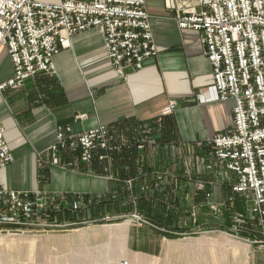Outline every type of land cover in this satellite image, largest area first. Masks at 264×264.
I'll return each instance as SVG.
<instances>
[{"label": "built area", "instance_id": "1", "mask_svg": "<svg viewBox=\"0 0 264 264\" xmlns=\"http://www.w3.org/2000/svg\"><path fill=\"white\" fill-rule=\"evenodd\" d=\"M177 9L179 27L201 33L212 66L213 84L198 94V102H234L231 127L211 141L215 160L221 173L231 177L233 194L248 203L253 220L264 226V0H200L199 10ZM89 29L101 33L108 58L123 79L158 55L145 0H0V50L7 49L14 71L0 91L52 74L54 58L70 47L74 35ZM175 109L173 102L163 116ZM69 131L57 130L50 148L54 166H61L65 151L78 153L80 162L90 165L97 158L107 160L105 153L116 149L106 126L77 136H67ZM13 162L0 125V170ZM64 200L60 194L11 190L0 179V232L14 235L47 226L53 214L61 213ZM70 208L78 210L79 202Z\"/></svg>", "mask_w": 264, "mask_h": 264}, {"label": "crops", "instance_id": "2", "mask_svg": "<svg viewBox=\"0 0 264 264\" xmlns=\"http://www.w3.org/2000/svg\"><path fill=\"white\" fill-rule=\"evenodd\" d=\"M145 1L158 55L146 60L143 70L123 79L108 58L101 33L89 29L74 35L70 47L54 58L52 74L42 73L22 88L0 91V125L14 157L12 164L0 170L8 189L95 196L112 189L109 179L78 171V153L62 152V166L52 164L50 148L58 128L71 129L67 136L102 125L110 132L119 128L121 137L112 149L116 151L130 141L126 134L134 124L138 153L144 156L145 151L165 148L176 156L178 139L191 147L194 141L211 140L231 127L232 100L198 102V94L213 84L212 66L201 33L181 29L177 22V8L199 10L200 0ZM13 73L7 49L2 48L0 86ZM173 102V114L163 116ZM108 157L104 164L113 160Z\"/></svg>", "mask_w": 264, "mask_h": 264}, {"label": "rangeland", "instance_id": "3", "mask_svg": "<svg viewBox=\"0 0 264 264\" xmlns=\"http://www.w3.org/2000/svg\"><path fill=\"white\" fill-rule=\"evenodd\" d=\"M211 141L185 147L178 139L183 146L177 144L176 156L165 148L145 157L137 152V179L125 183L115 176L114 156L95 168L80 162L79 172L109 179L112 189L99 196L61 194V213L47 226L0 232L11 242L0 246V264H264V226L253 220L246 201L236 202L232 179L221 173ZM174 184L182 188L167 199L178 198L180 205L172 208V224L161 223L157 201ZM122 188L131 195L124 205L128 211L99 214L96 207L115 200ZM141 199L155 201L153 219L146 218L150 209H139ZM76 201L79 208L73 211L70 204ZM229 208L233 212L227 215ZM125 235L126 251L120 243Z\"/></svg>", "mask_w": 264, "mask_h": 264}, {"label": "trees", "instance_id": "4", "mask_svg": "<svg viewBox=\"0 0 264 264\" xmlns=\"http://www.w3.org/2000/svg\"><path fill=\"white\" fill-rule=\"evenodd\" d=\"M136 125L134 126V124H132L130 126V129L128 131V133L126 134L127 137L130 139L129 142H127L125 144V146H121L118 150H116V152H112L111 156H114L115 158V176L120 180V182H126L127 180H136L137 179V171H138V164H134V157L136 156L137 151V144H136ZM120 130L119 128H115L114 130L111 131V136L112 139L114 141V139H116V141H119L120 139ZM115 141V142H116ZM115 151V150H113ZM114 153V154H113ZM148 154L147 151H145V155ZM143 156V154H141ZM144 155V157H145ZM103 162L100 161H96L95 164H92L91 166L93 168L97 167L98 164H101ZM182 180H185V178H181ZM183 183V181H182ZM182 186H179L177 184V186L171 185L168 186L167 188H165V195L163 198H160L159 201H157V203L159 202V208L161 211V218L159 217V220L157 219V221L161 222V223H165V224H172V220H173V216H174V212L171 211H175L172 210V208H176L179 207L180 205V201L178 198H173V199H167V197H171V195L173 194L172 191H175V189H177V191H179V189H181ZM184 188V187H183ZM126 190V189H125ZM123 188L121 191H117V198L115 200H110L109 202H105V203H101L100 205H98L96 208L99 211V214H102L105 212H110V213H121V212H125L126 208H125V202L130 201V192L125 191ZM171 191V192H170ZM237 200L236 202L239 203H243L245 202L244 199H242L241 197L236 196ZM202 198V197H201ZM153 202H155L153 199L152 200H148V199H141L138 203H139V209L141 211L145 210H149V213L147 214L146 218L148 219H153L152 216V207ZM145 204L148 205V207L145 206ZM165 205V206H163ZM170 207V208H169ZM130 209V208H129ZM97 211V212H98ZM128 211V210H126ZM96 212V213H97ZM233 211H231V209L229 208V210L227 211V215H230Z\"/></svg>", "mask_w": 264, "mask_h": 264}, {"label": "bare ground", "instance_id": "5", "mask_svg": "<svg viewBox=\"0 0 264 264\" xmlns=\"http://www.w3.org/2000/svg\"><path fill=\"white\" fill-rule=\"evenodd\" d=\"M114 228V227H113ZM116 229V228H115ZM124 235V234H123ZM35 236V235H34ZM9 237H6V236H0V246H7L9 243H11L9 240L10 239H8ZM127 236L125 235V236H122L121 237V246H123L122 247V249L124 250V251H126V249H127ZM13 243V245H16L14 242H12ZM12 248V247H11Z\"/></svg>", "mask_w": 264, "mask_h": 264}]
</instances>
